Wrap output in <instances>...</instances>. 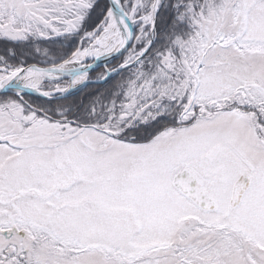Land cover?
<instances>
[{"label":"snow or ice","instance_id":"6c2138e0","mask_svg":"<svg viewBox=\"0 0 264 264\" xmlns=\"http://www.w3.org/2000/svg\"><path fill=\"white\" fill-rule=\"evenodd\" d=\"M0 264H264V0H0Z\"/></svg>","mask_w":264,"mask_h":264},{"label":"trees","instance_id":"16d2710c","mask_svg":"<svg viewBox=\"0 0 264 264\" xmlns=\"http://www.w3.org/2000/svg\"><path fill=\"white\" fill-rule=\"evenodd\" d=\"M98 71H102V70H98ZM90 90V89H89ZM87 91V90H86ZM77 95H82V93H78Z\"/></svg>","mask_w":264,"mask_h":264},{"label":"water","instance_id":"95a60500","mask_svg":"<svg viewBox=\"0 0 264 264\" xmlns=\"http://www.w3.org/2000/svg\"><path fill=\"white\" fill-rule=\"evenodd\" d=\"M114 62V61H113ZM99 69H102V68H98L97 70H99Z\"/></svg>","mask_w":264,"mask_h":264}]
</instances>
